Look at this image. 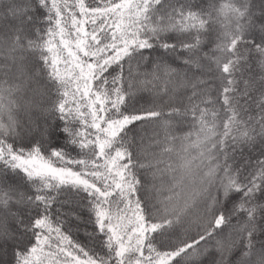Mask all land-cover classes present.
Segmentation results:
<instances>
[{
  "label": "snow or ice",
  "instance_id": "snow-or-ice-1",
  "mask_svg": "<svg viewBox=\"0 0 264 264\" xmlns=\"http://www.w3.org/2000/svg\"><path fill=\"white\" fill-rule=\"evenodd\" d=\"M0 264H264V0H0Z\"/></svg>",
  "mask_w": 264,
  "mask_h": 264
}]
</instances>
